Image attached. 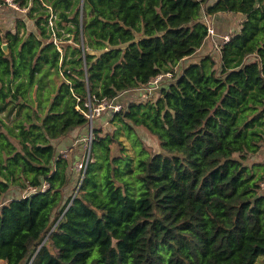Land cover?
I'll return each mask as SVG.
<instances>
[{
    "label": "trees",
    "instance_id": "16d2710c",
    "mask_svg": "<svg viewBox=\"0 0 264 264\" xmlns=\"http://www.w3.org/2000/svg\"><path fill=\"white\" fill-rule=\"evenodd\" d=\"M13 2L0 0V264H256L264 0ZM225 13L243 19L224 42ZM138 89L114 129L91 126V107Z\"/></svg>",
    "mask_w": 264,
    "mask_h": 264
},
{
    "label": "rangeland",
    "instance_id": "374dc122",
    "mask_svg": "<svg viewBox=\"0 0 264 264\" xmlns=\"http://www.w3.org/2000/svg\"><path fill=\"white\" fill-rule=\"evenodd\" d=\"M15 6L18 7L16 4H15ZM201 50L202 49H200L199 51H201ZM157 84H155V85H157ZM141 92H145V91L143 89L129 91V92H127V94H125V95H123L121 97H118L115 100V102H119L122 105H127L126 103H128L129 101H132L133 99L140 100L142 97L135 96V94L141 95ZM153 95H154V97H157L159 95V92H154ZM111 117H112L111 116V112L110 113H109V111L103 112L100 116H96L95 117L93 124L96 126V125L101 124L102 122H104L106 119H108V124L105 125V128H106V130H112L115 127H114V124L111 123ZM13 121H14V118L10 119L9 123L12 124ZM137 131H138L139 135L142 137V140L145 142V144L147 146H149L154 153L163 151L161 146H160L159 140L155 136L150 134L145 128H143V127L137 128ZM86 134H87V132L84 129L83 130V134H82L84 136L83 138L86 137L85 136ZM88 134L90 135L91 133H89V131H88ZM128 144H129L130 151L133 152L132 151V147L130 146V143H128ZM84 145H85V143H84ZM97 158L99 160L101 159V154L100 153H98ZM78 178H79V176L76 174L74 182H73V187L77 184ZM256 264H264V255H262V256H260L258 258Z\"/></svg>",
    "mask_w": 264,
    "mask_h": 264
},
{
    "label": "crops",
    "instance_id": "0c3cea01",
    "mask_svg": "<svg viewBox=\"0 0 264 264\" xmlns=\"http://www.w3.org/2000/svg\"><path fill=\"white\" fill-rule=\"evenodd\" d=\"M242 19H243V16L242 14H239V13H225L223 15L216 16L214 20L215 29H216L215 38L221 39L225 35H230L229 33L232 30L240 26L239 23L241 22ZM217 21H219V23ZM215 38L208 40V42L205 44L202 50L198 51L191 57V60H194V59L196 60L200 56L208 52L212 43L216 45L217 42H215ZM79 134H83V130H80ZM63 151H66V150H63Z\"/></svg>",
    "mask_w": 264,
    "mask_h": 264
},
{
    "label": "built area",
    "instance_id": "2783aa9c",
    "mask_svg": "<svg viewBox=\"0 0 264 264\" xmlns=\"http://www.w3.org/2000/svg\"><path fill=\"white\" fill-rule=\"evenodd\" d=\"M7 2H9L12 6L16 7L15 6V3L13 2V0H6ZM209 32L210 34H214L215 31H214V28L212 26H210L209 28ZM230 38V35H225L223 36V40L224 42L225 41H228ZM168 76H172L173 74L171 72H168L167 73ZM163 77V74H160L158 75L157 77H155L151 82L153 83V89L155 88V84L159 83V81L162 79ZM151 83V84H152ZM123 107L122 104H120L119 102H115V101H110V102H104L102 105L100 106H97L95 108H92L90 109V111L88 112L87 116L89 117L90 119V122L93 123V119H94V116H99L100 114H102V112L106 111V110H111L110 112L114 113V112H117L119 110H121ZM93 127V126H92ZM92 132V131H91ZM92 134H90V137L88 138V144H89V147L91 146V142H92ZM63 155L65 157H68V152L67 151H63ZM88 158V157H87ZM84 162L83 161H77L76 164H75V167L77 169H82L84 167ZM47 187V184H44V187H43V190ZM35 190V189H33Z\"/></svg>",
    "mask_w": 264,
    "mask_h": 264
},
{
    "label": "water",
    "instance_id": "95a60500",
    "mask_svg": "<svg viewBox=\"0 0 264 264\" xmlns=\"http://www.w3.org/2000/svg\"><path fill=\"white\" fill-rule=\"evenodd\" d=\"M3 49L5 50L6 53L9 52V49H8V45L7 44H3ZM91 126H93V123L91 122ZM92 134V132H91Z\"/></svg>",
    "mask_w": 264,
    "mask_h": 264
}]
</instances>
